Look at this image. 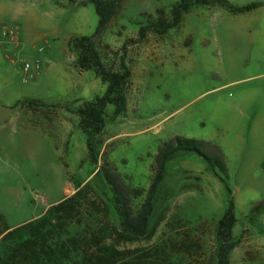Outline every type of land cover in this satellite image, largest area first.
<instances>
[{"label":"rangeland","instance_id":"1","mask_svg":"<svg viewBox=\"0 0 264 264\" xmlns=\"http://www.w3.org/2000/svg\"><path fill=\"white\" fill-rule=\"evenodd\" d=\"M6 1L0 0V24H18L24 42L13 62L0 60V215L7 226L38 217L61 200L71 174L76 179L89 174L88 162L81 163L85 148H75L73 139L62 146L57 123L47 131L48 123L28 116L25 107L39 100L48 109L76 93L68 72L76 52L68 39L86 35L105 70L129 72L123 104L104 107V126L90 138L98 171L87 185L105 211L95 228L117 229L122 221L104 167L148 188L159 147L175 136L192 140L211 160L176 152L164 164L145 235L130 240L106 235L91 263L109 264L115 249L117 264L138 258L216 264L222 244L217 223L233 197L236 222L224 245L227 264H264V0H227L234 7L257 3L243 12L215 0L194 5L171 27L166 25L172 7L182 0H120L98 31L90 0H45L17 17ZM97 1L108 7L112 0ZM82 78L89 94H104L106 84L91 71ZM76 190L69 186L67 196ZM258 203L259 211L252 212ZM82 229L73 222L50 233L44 263L88 262L77 243ZM13 243L0 241L2 259Z\"/></svg>","mask_w":264,"mask_h":264},{"label":"trees","instance_id":"2","mask_svg":"<svg viewBox=\"0 0 264 264\" xmlns=\"http://www.w3.org/2000/svg\"><path fill=\"white\" fill-rule=\"evenodd\" d=\"M69 1L73 4L76 2L75 0ZM119 1L112 0L110 5L108 4V7H105L101 1L90 0L89 3L94 4L98 16L95 31L100 30L104 26L109 18L111 5ZM215 1L227 7L231 12L248 11L257 5V3H250L245 6L234 7L227 0ZM212 2L213 0H182L178 2L172 7L171 14L173 19L170 23H167L166 27L176 25L179 22L181 14L190 7L194 5H207ZM89 3L82 2L80 5ZM68 46L76 52L75 66L78 70L91 71L95 76L100 78L103 84H106L104 94L95 95L90 101L84 102L77 111L80 116V126L86 134L88 157L93 164H96V155L91 149L90 138L99 133L104 126V107L107 104H116L118 107H121L123 104L124 96L121 90L129 72L114 73L105 70L95 49L92 47L91 36H72L68 40ZM192 142V140L175 136L173 140L166 141L159 147L154 157V162L157 165L156 173L148 188L132 184L128 181L129 177L125 178L119 175L115 167H104V177L113 193L115 205L122 217V221L117 229L114 227H111L110 230L103 229L102 225L95 228V225L101 222L99 217L105 213L104 204L103 200L95 194V191L87 183L83 186L79 183L75 184L77 190L74 194L66 196L51 205L42 215L13 228L7 226L0 215V223L2 225L0 228V235H2L0 241L3 243L8 240H14L12 246L5 247L6 258L2 259L1 255L0 264H45L46 258L42 257V252L48 235L55 232L56 229L60 230L63 226L73 222L79 225L83 224L82 231L76 235L78 246L81 248V252L84 253L85 259L88 260V262L84 261L85 264H92L93 258L97 256L96 252L101 249V247L99 248V244L103 243L106 235H109V237L116 236L117 239L121 240H130L144 236L148 219L153 209V195L158 183L162 179L165 162L178 151L196 152L206 158L195 146L190 145ZM206 159L211 162L210 159ZM217 163L220 164L219 162ZM220 168L222 169L221 165ZM220 179L223 180L221 177ZM228 191L231 193V189L228 188ZM259 204L253 205L251 211H259ZM83 214L86 216L84 221L82 220ZM235 222V203L233 197H231L225 213L217 223L222 244L217 252L218 258L216 264H227V250L224 248V245L230 238L231 229ZM17 237H20L21 240H15ZM112 250L106 262L117 264L120 251ZM121 255H123L122 252ZM53 263L66 264L67 262L65 263L60 258L53 261ZM133 264L158 263H145L144 260L138 258Z\"/></svg>","mask_w":264,"mask_h":264},{"label":"crops","instance_id":"3","mask_svg":"<svg viewBox=\"0 0 264 264\" xmlns=\"http://www.w3.org/2000/svg\"><path fill=\"white\" fill-rule=\"evenodd\" d=\"M42 1H45V0H7L6 2L3 3V5L7 6L8 8L13 9L11 12H13L12 13L13 16L17 17L22 12L32 11L31 8H35L37 4H41ZM17 25L18 24H14L13 26H8L6 24H0V31L2 27H6L14 31L13 36H7L1 39L0 60L6 58V59H9L11 62H13L14 55H17L18 52H22L24 50V42L22 40V37L19 36V32H18L19 28ZM13 41H16L17 44L16 45L13 44ZM71 64L72 65H70V69L68 72H69L70 77L76 80L72 82V85H71V88L74 89V91H76V93L72 94L73 95L72 97H70L67 101L63 103L54 104V105L52 104L53 107L48 108V109L44 108V103H42L39 100H34L30 104H26L25 107L26 109L29 110V112L27 113L28 116L30 117L34 116V118L36 117L37 119L43 120L45 123H48L46 124V126L42 125L44 128H48L46 129L47 131H51L49 127L52 128L53 122L57 123L59 127V130L57 132L62 134V138H61L62 146L69 145V143L71 142V139H73L74 141L73 146H75V148L79 146L85 148L86 153L83 159L81 160V163L84 160L88 162L90 166L89 174H87L85 177H79L77 179L74 178L75 176L74 174H71L70 177L71 179H74V180L73 182H70V179H68L67 182L69 186L74 187V185L78 183L84 184V183L90 182L92 178L95 176L97 169H98L97 167L94 166V164L91 162V160L88 157L86 134L83 131L82 127L80 126V116L77 112L78 108L82 106L84 102L90 101L97 94L95 95L89 94L90 92L88 90V85H86L85 82L83 81L82 76L87 71H79L78 68L75 66L74 59ZM40 66L41 65L39 63L36 64V67H40ZM77 78H79L78 82H77ZM77 84L80 86L78 87ZM78 131L82 133L81 138H78L77 136ZM64 166L66 167V163H64ZM69 186L66 188L65 194L62 198L68 195Z\"/></svg>","mask_w":264,"mask_h":264},{"label":"built area","instance_id":"4","mask_svg":"<svg viewBox=\"0 0 264 264\" xmlns=\"http://www.w3.org/2000/svg\"><path fill=\"white\" fill-rule=\"evenodd\" d=\"M14 34V31L11 30V29H8L6 27H2L1 31H0V42H1V39H3L4 37H7V36H13ZM13 44H17L16 41H13Z\"/></svg>","mask_w":264,"mask_h":264}]
</instances>
